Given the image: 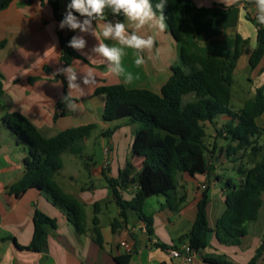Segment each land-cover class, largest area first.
<instances>
[{
  "label": "crops",
  "instance_id": "crops-1",
  "mask_svg": "<svg viewBox=\"0 0 264 264\" xmlns=\"http://www.w3.org/2000/svg\"><path fill=\"white\" fill-rule=\"evenodd\" d=\"M56 1L60 13L66 14L70 0ZM240 1L242 0L235 2L195 0L196 11L184 24L187 40L192 48L203 56L220 55L228 58L234 52L237 36L247 40L241 48L242 55L234 77L241 69L249 70L251 94L246 97L240 90L233 93L232 88V99L234 97L238 101L241 106L239 109L255 97L258 89L264 88V57L258 67L253 70L249 68L250 56L257 47V28L247 19V15L256 17V8L242 4L229 8ZM108 14L112 12L106 8L105 21H120L113 16L107 17ZM77 17L83 20V17ZM120 22L130 24L124 16ZM59 24L60 21L54 16L47 0H14L7 9L0 12V41L6 42L5 47L0 49V81L4 86V94L0 99V264H116V258L127 253H131L127 264H167L174 260L170 257L173 246L183 251V247L188 244L179 243L178 240L192 229L203 192L207 189L208 220L213 230L225 210L224 189L227 185H238L241 181L236 171L237 166L243 165L242 161L246 159L259 160L261 157L262 160L264 151L257 156L247 152L238 160L242 153L229 155L227 149L230 142L226 139V134L217 132V128L223 127L229 119L219 117L216 124H206L210 173L176 176V190L171 206L179 207L177 211L166 206L165 196H154L146 200L143 212L146 216L153 217L152 236L141 229L139 217L132 210L126 212V223L121 227L114 229L112 225L113 221L118 219L120 209L108 180L117 179L120 171L127 165H131L135 172H139L142 167L143 160L133 155V136L130 137L125 149L107 147L104 150L103 163L94 162L88 156L84 157L81 154L82 149L75 146L63 153V168L55 175V181L64 193L73 196L84 206L86 211L84 233H79L75 229L68 221L66 213L54 206L44 192L29 189L11 194L10 188L25 175L24 159L28 152L20 151L19 147L24 144H21L18 136L4 124L3 118L6 114L17 112L26 116L47 137H54L73 127L88 124L96 126L94 123L96 117L104 121L105 106L104 97L95 95L98 88L123 85L127 89H145L160 95L163 86L172 75V66L179 60L178 45L167 28L163 32H158L148 26L142 28L139 34L145 37L151 35L155 42L151 51L145 50L143 53L146 61L144 65L136 66L135 50L124 48L126 54L122 57L121 63L125 73L130 72L134 77L131 84L124 83L123 75L116 77L108 74L107 64L100 62L99 57H94L93 62L75 50L82 59H74L71 66L78 72V77L93 69L96 84L85 87L83 95L73 90L71 99L79 105V109L72 112L61 103V97L69 91L66 77L62 75L61 79L60 74L52 76L53 72L63 68L59 35L65 34L66 28L60 29ZM96 31L99 34L101 29L98 27ZM128 31L131 32L132 28L129 27ZM68 32H72V37L84 36L87 42L84 53L91 54V49L98 43L94 36L80 33L79 30L69 29ZM100 39H104L102 35ZM104 42L110 46L120 47L111 40ZM57 81L61 82L58 86ZM78 82L83 87L82 81L78 79ZM111 123L115 124L113 129L109 127ZM258 124L262 125V118L258 119ZM103 125L102 137L113 140L127 124L124 121H114ZM69 152L71 154L68 156ZM66 155L71 161L79 159L80 165L87 173L89 184L79 182L72 174H62L65 170L63 158ZM203 185L207 187L205 190L202 189ZM218 185L221 187V195L215 196L212 190ZM136 191V186L118 188L119 195L124 200L133 198ZM113 207L114 211L110 212ZM95 208L98 211L102 246L96 243L93 236ZM37 210L55 221V226L46 227L47 239L40 252L29 249L34 231L33 218ZM249 238H252L254 243L247 246L248 253L238 251L237 249H247L245 244ZM162 245L168 249H162ZM262 245L264 246V196L258 219L241 246H221L214 234L210 233L208 247L193 254L191 261L194 258L204 260L225 256L231 264H246ZM260 264H264V251Z\"/></svg>",
  "mask_w": 264,
  "mask_h": 264
},
{
  "label": "trees",
  "instance_id": "trees-1",
  "mask_svg": "<svg viewBox=\"0 0 264 264\" xmlns=\"http://www.w3.org/2000/svg\"><path fill=\"white\" fill-rule=\"evenodd\" d=\"M14 0H0V12L7 9ZM56 19L61 21L65 14L60 13L56 0H47ZM195 0H167L164 9L167 30L178 45L179 60L172 66V75L156 94L145 89H127L123 85L103 86L96 90V96L105 99L103 118L106 122L126 121L127 125H137L132 150L133 155L143 160L139 172L131 165L123 168L117 179L108 180L117 198L120 209L118 219L113 221V228L126 223V212L137 213L139 221L146 224V232L153 235V217L146 216L143 208L147 199L165 196L166 206L173 211L171 200L176 190V176H190L210 173L207 155L210 152L206 144V124H216L219 117L229 121L218 133H225L230 142L229 155L249 152L257 156L264 151L259 146V139L264 134V88L257 90L253 99L247 101L241 109L231 107L234 73L242 55V46L247 43L237 36L233 54L224 58L220 55L203 56L196 52L184 34V24L196 11ZM153 6L159 0H151ZM255 6L250 0H242L229 8ZM79 16L78 13L73 12ZM123 21V15L108 14ZM257 28V47L249 59L251 70L258 67L264 57V25L255 17L247 15ZM65 29L60 33L63 68L72 64L74 59H82L74 49L67 47L72 32ZM67 33V34H66ZM6 45L0 41V49ZM62 79V75H60ZM4 86L0 81V99ZM192 97L186 100V97ZM262 118V125L258 119ZM4 124L12 130L20 142L28 149L24 159L25 175L10 188L11 194L24 190L38 189L46 194L50 202L66 213L68 221L79 233L86 229V211L84 206L73 196L64 193L55 181V175L63 168L62 155L79 141L89 138L96 128L94 124L66 129L54 137H47L26 116L12 112L3 118ZM112 133V131H110ZM109 133V132H107ZM241 181L238 185H227L225 210L212 230L208 220V193L203 192L198 203V213L192 229L178 242H187L191 253H198L208 247V235L213 233L219 245L239 247L249 235L250 228L256 223L263 205L264 196V157L251 168L239 165L236 168ZM136 186L133 198L124 200L118 188ZM182 201V200H181ZM97 207V205H96ZM98 211L95 208L93 218V236L96 243L103 245L99 227ZM33 237L29 249L40 252L47 239V226H55V221L37 210L33 218ZM162 249H168L162 245ZM172 249H177L173 246ZM264 251L262 245L246 264H260ZM131 253L116 258V264H127ZM214 264H231L225 256L217 259L205 258Z\"/></svg>",
  "mask_w": 264,
  "mask_h": 264
},
{
  "label": "clouds",
  "instance_id": "clouds-1",
  "mask_svg": "<svg viewBox=\"0 0 264 264\" xmlns=\"http://www.w3.org/2000/svg\"><path fill=\"white\" fill-rule=\"evenodd\" d=\"M235 2V0H234ZM254 2L256 8V20L264 25V0H250ZM167 0H159L153 6L151 0H70L67 5V11L63 19L60 21V29L79 30L80 33L94 36L98 43L93 46L90 53H84L86 40L83 35H75L68 42L67 47L80 51L88 60L95 62L94 57H99L100 62L107 64V73L116 77L124 76V83L131 84L134 77L132 73H125L122 66V57L126 54L124 48L133 49L136 57V66H142L146 63L143 53L145 50L151 51L154 46V37L140 35L139 32L145 26L153 28L158 32H163L167 28L164 9ZM111 9L113 15H123L130 24H125L120 21L112 22L105 21V9ZM73 12L78 13L83 17L81 21ZM95 22V27H93ZM101 29L97 34L96 29ZM132 31L129 32L128 28ZM104 38L100 39V36ZM105 40H111L120 45L110 46L105 43ZM94 54V55H92ZM64 75L67 79L68 93L61 97V103L65 105L67 110L76 112L79 109L72 99L73 90L78 91L81 95L84 94L85 87H91L96 84L95 73L93 69H89L83 73L82 77H78V72L71 66L60 68L53 72L52 76ZM78 79L82 81L78 82ZM61 82L57 81L56 86Z\"/></svg>",
  "mask_w": 264,
  "mask_h": 264
},
{
  "label": "rangeland",
  "instance_id": "rangeland-1",
  "mask_svg": "<svg viewBox=\"0 0 264 264\" xmlns=\"http://www.w3.org/2000/svg\"><path fill=\"white\" fill-rule=\"evenodd\" d=\"M249 74H250L249 70L241 69L240 72L234 77L235 85L233 87V93H235L236 90H240V92L245 93L246 97L250 96V95H248V94H251V84H249V82H248ZM191 99H192V97L189 96V97L185 98V101L191 100ZM231 107L234 111H237L241 107L239 105L238 101L234 97L231 101ZM124 122H126V121H124ZM94 123L96 124V128L92 132L91 136L87 140L79 141L75 145V147L82 149L83 153H81V154L84 157L88 156L89 158H92L94 160V162H97V163H103L104 162V160H105L104 150L107 147H109V146H111V147L113 146V148H115V147L116 148L127 147L126 146V144H128L127 142L130 141V137H132V136L134 137L135 132L138 128L137 125H126L125 127H123L121 133L118 134V137L114 138L112 140L109 137H102V135H101V128H103V126H104L103 124H106V121H103L100 117L99 118L96 117L94 120ZM69 125L72 126V124H69ZM109 127H111L113 129L115 127V124L111 123L109 125ZM129 144L131 145L130 142H129ZM259 144L264 147V134L261 136V138L259 140ZM19 149H20V151L24 150V151L28 152V149L26 147H24V145L20 146ZM70 154L71 153L69 152L68 156ZM73 160H75V161H71V159L69 157H67V155L64 156L63 161L65 164V170H64V173H62V174H65V175L72 174L78 179L79 182H82L83 184H85V183L89 184L90 181H88L87 173H85L84 168L80 165L79 159L77 160L75 158ZM260 161H261V157L259 158V160L246 159V160H243L242 163L246 168H251L252 166H254L256 163H258ZM237 163H240V162H237ZM106 186H108L107 183H106ZM212 194H214L215 196L221 195V187L218 185V187L214 188L212 190ZM113 211H114V207L112 209H110V212H113ZM90 213L91 214L93 213V207L90 209ZM251 243L253 244L254 242H253L252 238H249V241H246V244H245L246 248ZM248 249L249 248L237 249V250L240 252H247L248 253Z\"/></svg>",
  "mask_w": 264,
  "mask_h": 264
},
{
  "label": "built area",
  "instance_id": "built-area-1",
  "mask_svg": "<svg viewBox=\"0 0 264 264\" xmlns=\"http://www.w3.org/2000/svg\"><path fill=\"white\" fill-rule=\"evenodd\" d=\"M207 187L205 185L202 186V189H206ZM140 227L143 231L146 232V224L144 222L140 221ZM124 246H126L125 243H123ZM196 253H191L190 247L188 244H186L183 247V251H180L178 249H173L170 251V257L174 260L170 261L167 264H191V256Z\"/></svg>",
  "mask_w": 264,
  "mask_h": 264
},
{
  "label": "water",
  "instance_id": "water-1",
  "mask_svg": "<svg viewBox=\"0 0 264 264\" xmlns=\"http://www.w3.org/2000/svg\"><path fill=\"white\" fill-rule=\"evenodd\" d=\"M191 264H214L205 260H199L197 258H194L191 262Z\"/></svg>",
  "mask_w": 264,
  "mask_h": 264
}]
</instances>
